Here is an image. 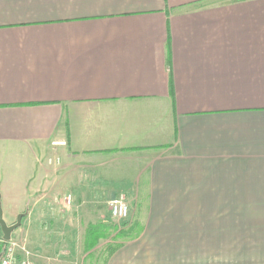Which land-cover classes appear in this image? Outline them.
I'll return each mask as SVG.
<instances>
[{
	"label": "crops",
	"instance_id": "obj_1",
	"mask_svg": "<svg viewBox=\"0 0 264 264\" xmlns=\"http://www.w3.org/2000/svg\"><path fill=\"white\" fill-rule=\"evenodd\" d=\"M95 184L146 202L104 264H264V212H211L264 201V0H0L3 222Z\"/></svg>",
	"mask_w": 264,
	"mask_h": 264
},
{
	"label": "rangeland",
	"instance_id": "obj_2",
	"mask_svg": "<svg viewBox=\"0 0 264 264\" xmlns=\"http://www.w3.org/2000/svg\"><path fill=\"white\" fill-rule=\"evenodd\" d=\"M101 181L103 179L96 182ZM88 187L98 192L92 195L93 199L88 200L87 194L84 200L73 196L70 206L66 205L70 212H34V218L11 234V238L29 252L33 264H104L107 246L124 240L130 226L139 221V212H145L146 202L131 193L130 186H115V190L105 184ZM118 198H122L128 208L123 220H115L109 213V202ZM10 205L11 201L0 198L6 220ZM54 205L61 208L62 201ZM211 212H264V201L213 202ZM15 222L13 220L8 226ZM1 242L0 231V252Z\"/></svg>",
	"mask_w": 264,
	"mask_h": 264
},
{
	"label": "built area",
	"instance_id": "obj_3",
	"mask_svg": "<svg viewBox=\"0 0 264 264\" xmlns=\"http://www.w3.org/2000/svg\"><path fill=\"white\" fill-rule=\"evenodd\" d=\"M70 198L67 197V202ZM109 213L115 220H123L127 217L128 208L122 198L113 199L109 202ZM3 244L0 252V264H33L30 260L29 252L19 243L9 238L8 241L2 239Z\"/></svg>",
	"mask_w": 264,
	"mask_h": 264
},
{
	"label": "water",
	"instance_id": "obj_4",
	"mask_svg": "<svg viewBox=\"0 0 264 264\" xmlns=\"http://www.w3.org/2000/svg\"><path fill=\"white\" fill-rule=\"evenodd\" d=\"M21 219H22V215H18L16 218V222L15 224L11 225V226H7L3 220H2V214H1V209H0V231L2 233V239L4 241H8L11 234L19 228L20 224H21Z\"/></svg>",
	"mask_w": 264,
	"mask_h": 264
},
{
	"label": "trees",
	"instance_id": "obj_5",
	"mask_svg": "<svg viewBox=\"0 0 264 264\" xmlns=\"http://www.w3.org/2000/svg\"><path fill=\"white\" fill-rule=\"evenodd\" d=\"M132 226H133V225H132ZM132 226H130V227H132ZM93 232H95V231H93ZM89 235H90V234H89ZM89 235H88V236H89ZM92 235H93V234H91V236H92Z\"/></svg>",
	"mask_w": 264,
	"mask_h": 264
}]
</instances>
